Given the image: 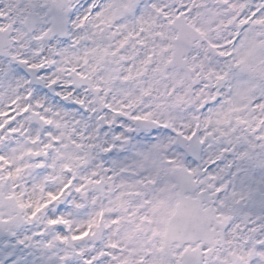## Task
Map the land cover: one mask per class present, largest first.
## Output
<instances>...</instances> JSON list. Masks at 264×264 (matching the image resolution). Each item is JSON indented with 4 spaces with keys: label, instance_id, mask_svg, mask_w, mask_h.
<instances>
[{
    "label": "snow or ice",
    "instance_id": "obj_1",
    "mask_svg": "<svg viewBox=\"0 0 264 264\" xmlns=\"http://www.w3.org/2000/svg\"><path fill=\"white\" fill-rule=\"evenodd\" d=\"M0 264H264V0H0Z\"/></svg>",
    "mask_w": 264,
    "mask_h": 264
}]
</instances>
